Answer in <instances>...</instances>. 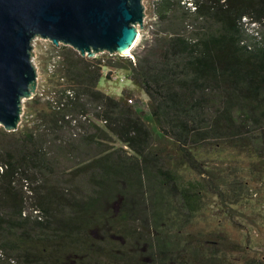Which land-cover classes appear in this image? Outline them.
Wrapping results in <instances>:
<instances>
[{
  "label": "trees",
  "instance_id": "obj_1",
  "mask_svg": "<svg viewBox=\"0 0 264 264\" xmlns=\"http://www.w3.org/2000/svg\"><path fill=\"white\" fill-rule=\"evenodd\" d=\"M195 3L193 10L182 0H154L153 17L165 35L126 57L135 62L131 76L150 98L158 131L129 102L127 90L116 98L98 88L103 65L116 66L112 57H90L61 45L62 59L51 75L58 82L64 78L60 85L66 86L51 91L68 96L66 104L54 109L38 93L31 102L48 104L39 111L46 132L24 127L4 128L1 134L8 168L0 172V247L7 255L0 262L218 264L217 251H211L226 245V238L179 231L199 210L206 186L204 181L182 183L178 167L186 164L199 175L209 174L195 150L206 143L219 149L224 139L257 142L258 154L264 151V133L238 139L264 121V0ZM191 15L204 19L203 27L189 25ZM245 16L262 27L250 33ZM68 87L74 95L66 93ZM90 103L133 154L106 141L107 133L87 131L89 124L100 128L88 116L75 133L67 116L73 109L79 111L76 117L88 114ZM68 124L72 135L56 133ZM24 179L33 182L30 197L43 210L40 220L22 215L28 203ZM210 187L217 192L220 182ZM139 210L149 218L148 234L125 227L131 216L140 217Z\"/></svg>",
  "mask_w": 264,
  "mask_h": 264
},
{
  "label": "rangeland",
  "instance_id": "obj_2",
  "mask_svg": "<svg viewBox=\"0 0 264 264\" xmlns=\"http://www.w3.org/2000/svg\"><path fill=\"white\" fill-rule=\"evenodd\" d=\"M153 1L144 0L147 12L145 26L140 29V36L132 48L130 57L142 53L144 51V44L147 49L148 43H152L155 37L165 35L162 23H157L156 25L157 21L153 17ZM187 21L189 25L193 23L195 27H203L205 20L202 18L198 20L196 15H191ZM243 21L247 31L250 33H256V29L262 27L260 23L251 20L247 16L243 18ZM250 33L248 36L246 35L248 41H251L249 40L252 37ZM49 41L39 37L33 42L34 60L39 71L37 91L43 89L51 91L52 89H61V86H66L65 83L64 85H60V82L65 81L59 79L60 82H58V76L51 75L48 71L50 55L46 51V46L51 45ZM98 57L105 58L106 60L112 57V61L116 62V66L103 65V75L99 81L98 88L116 98L122 97L123 92L127 90L130 94L128 95L129 102L136 104L142 117L150 122L152 127L158 131L157 124L150 112V98L132 79V64L135 62L133 63L132 60L129 61L126 59L128 55L121 57L119 53L110 54L108 51L100 52ZM103 62L105 63L106 61ZM112 73L115 76H112ZM53 76H57V78ZM37 94L23 101L22 119L18 128L24 129L25 127L26 129L34 130L36 133H45L46 128L40 121L42 116L39 111L44 109L45 106L47 107L48 104L32 103L31 99ZM94 107V104L90 103L89 108H87L88 111L86 112H89L88 118L90 117L100 128H94L89 124L86 126L87 131L100 134L107 133L106 141L116 147H124L129 154H133V150L117 138L105 126V123L101 119L95 116L96 110ZM72 112L74 113L72 115L75 117L78 116V109H73ZM259 126L260 124H257V126L247 128V131L240 134L238 139L251 138L253 135L258 136L257 133H264L262 128L264 121L263 125ZM80 127L79 133L83 129L81 124ZM3 129L4 127L0 125V160L6 163L2 158L1 134L3 133ZM71 131L74 132L71 125L68 124L65 127H61L56 133H63L70 136L72 135ZM234 140H219V149L211 147V144L206 143L204 146L195 150L196 159L203 166L202 169L208 170L209 174L206 172L199 175L189 165H179L178 173L182 183H190L191 180L195 183L204 181L206 186L201 190L199 210L192 219L184 224L183 229H179V231L184 233L204 232L212 238L218 236L226 238V245L222 244L219 248L211 251L213 254L217 251L219 258L218 264H264V151L258 154L255 150V144L257 142L255 144H234ZM169 149L171 150L170 147ZM204 177H206L205 180H203ZM28 181L29 184L33 183L31 179ZM218 181L220 182V187L216 189L217 192H214L210 185ZM24 191L27 195L28 202L26 207L34 205V199L32 200V197H30L33 192H28L25 188ZM135 209L137 210V206ZM139 211L140 217L134 214L129 218L128 226L125 227L126 229L134 230V232L148 234L150 232L149 218L144 214L143 210ZM174 231L176 232L178 230L175 229ZM142 246L145 248L147 245L142 244ZM2 250L6 253V250ZM5 262L1 261L0 264H4Z\"/></svg>",
  "mask_w": 264,
  "mask_h": 264
},
{
  "label": "water",
  "instance_id": "obj_3",
  "mask_svg": "<svg viewBox=\"0 0 264 264\" xmlns=\"http://www.w3.org/2000/svg\"><path fill=\"white\" fill-rule=\"evenodd\" d=\"M147 16L144 0H0V125L17 130L38 85L36 38L90 57L129 55Z\"/></svg>",
  "mask_w": 264,
  "mask_h": 264
},
{
  "label": "built area",
  "instance_id": "obj_4",
  "mask_svg": "<svg viewBox=\"0 0 264 264\" xmlns=\"http://www.w3.org/2000/svg\"><path fill=\"white\" fill-rule=\"evenodd\" d=\"M182 3L186 4L189 8H191L193 10H196V8H197L195 0H182ZM36 39L34 41H36ZM46 40L49 41L48 39H46ZM49 42L51 45H49L48 47L46 46V48H47L46 51H48L50 54V62L48 64V71H49V73H54L55 70L59 67L60 61L62 59V55L60 52L61 45L57 46V45L53 44L51 41H49ZM116 54H118V53H116ZM120 55H122V54H120ZM124 56H127V55H124ZM112 76H115V74L112 73ZM62 79H64V78H62ZM114 79H116V78H114ZM65 91L70 96L74 95V90L71 87L66 88ZM38 92H39V94L43 95L45 98L51 100L54 109H60L66 104L68 96L59 98L55 91H46L45 89L37 91L35 94H37ZM87 116H88V114L80 115L79 117H75V116L70 114L67 116V118L73 124H76L79 119H85ZM75 133H77V131H75ZM7 168H8V164L4 163L0 160V172H4ZM23 184H24L23 187L26 189V191L32 192V190L30 189V186H29L28 179H24ZM22 215H23V217H30V218L37 219V220H40L44 217L42 209L37 205L25 207L22 211ZM0 257L3 259H5L7 257V255L4 253L2 248H0ZM9 261L13 264L16 263V260L14 258H10Z\"/></svg>",
  "mask_w": 264,
  "mask_h": 264
},
{
  "label": "bare ground",
  "instance_id": "obj_5",
  "mask_svg": "<svg viewBox=\"0 0 264 264\" xmlns=\"http://www.w3.org/2000/svg\"><path fill=\"white\" fill-rule=\"evenodd\" d=\"M139 36H140V34L138 35V38H139ZM137 38V39H138ZM52 42V41H51ZM136 42H137V40H136ZM135 42V43H136ZM53 43V42H52ZM135 43L128 49V53H129V55L131 54V52H132V48H133V46L135 45ZM54 44V43H53ZM62 45V44H61ZM60 46V45H59ZM100 53V52H99ZM95 56H98V54H96ZM33 59H35V57L33 56ZM34 62H35V60H34ZM35 64H36V62H35ZM36 66H37V64H36ZM37 71H38V68H37ZM38 74H39V71H38ZM39 76V75H38ZM36 92H37V90H36ZM35 94V93H34ZM33 94V95H34ZM79 122H80V119L78 120V122L76 123V124H74L75 125V128L77 127V125L79 124ZM80 129H75V131H79Z\"/></svg>",
  "mask_w": 264,
  "mask_h": 264
}]
</instances>
